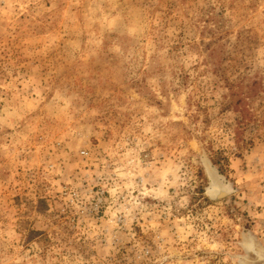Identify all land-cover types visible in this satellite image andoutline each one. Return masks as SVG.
I'll return each instance as SVG.
<instances>
[{
  "label": "rangeland",
  "instance_id": "374dc122",
  "mask_svg": "<svg viewBox=\"0 0 264 264\" xmlns=\"http://www.w3.org/2000/svg\"><path fill=\"white\" fill-rule=\"evenodd\" d=\"M260 248L264 0H0V264Z\"/></svg>",
  "mask_w": 264,
  "mask_h": 264
},
{
  "label": "trees",
  "instance_id": "16d2710c",
  "mask_svg": "<svg viewBox=\"0 0 264 264\" xmlns=\"http://www.w3.org/2000/svg\"><path fill=\"white\" fill-rule=\"evenodd\" d=\"M244 115H245V113H244ZM216 164H218V165H220V168L222 169V167H221V164H220V159H218V160H216L215 161V159L213 160ZM223 170V169H222ZM203 189V188H202ZM203 191V190H202Z\"/></svg>",
  "mask_w": 264,
  "mask_h": 264
},
{
  "label": "bare ground",
  "instance_id": "6f19581e",
  "mask_svg": "<svg viewBox=\"0 0 264 264\" xmlns=\"http://www.w3.org/2000/svg\"><path fill=\"white\" fill-rule=\"evenodd\" d=\"M260 252H262L264 254V249L260 248ZM264 264V263H263Z\"/></svg>",
  "mask_w": 264,
  "mask_h": 264
},
{
  "label": "built area",
  "instance_id": "2783aa9c",
  "mask_svg": "<svg viewBox=\"0 0 264 264\" xmlns=\"http://www.w3.org/2000/svg\"><path fill=\"white\" fill-rule=\"evenodd\" d=\"M83 153H84V154H87L88 152H87V150H84Z\"/></svg>",
  "mask_w": 264,
  "mask_h": 264
},
{
  "label": "water",
  "instance_id": "95a60500",
  "mask_svg": "<svg viewBox=\"0 0 264 264\" xmlns=\"http://www.w3.org/2000/svg\"><path fill=\"white\" fill-rule=\"evenodd\" d=\"M264 263V262H263Z\"/></svg>",
  "mask_w": 264,
  "mask_h": 264
}]
</instances>
